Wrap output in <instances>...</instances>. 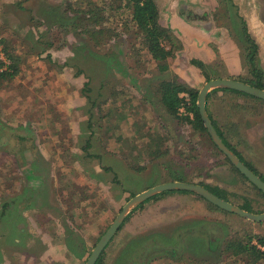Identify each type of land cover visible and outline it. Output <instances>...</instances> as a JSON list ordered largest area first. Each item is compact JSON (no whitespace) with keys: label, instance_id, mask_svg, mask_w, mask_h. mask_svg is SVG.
<instances>
[{"label":"rangeland","instance_id":"rangeland-1","mask_svg":"<svg viewBox=\"0 0 264 264\" xmlns=\"http://www.w3.org/2000/svg\"><path fill=\"white\" fill-rule=\"evenodd\" d=\"M216 1V9L181 8L185 33L163 27L171 38L161 44L172 47L173 57L168 71L159 73L120 0H0V71L8 58L17 60V74L0 78V207L6 201L0 220L8 218L0 221V264H85L122 207L148 188L178 181L175 174L181 182L218 187L235 206L264 213L260 191L205 134L168 115L154 92L174 76L199 91L207 81L192 60L205 64L210 79H250L239 19L246 24L254 14L262 25L264 7ZM200 17L204 22L196 25ZM193 27L207 33L197 49L210 54L184 50ZM258 54L264 78V56ZM218 90L226 89L212 91ZM251 97L240 101L250 107V123L240 118L241 129L222 127L220 119L216 124L264 180V130L250 129V145L240 132L254 118L264 125V109ZM156 196L127 214L100 264H248L224 253L226 242L264 239V221L210 210L192 194ZM191 209H205L213 218L184 213ZM181 213L185 217L176 220ZM162 214L166 221L155 226ZM141 223L150 229L140 232Z\"/></svg>","mask_w":264,"mask_h":264},{"label":"trees","instance_id":"trees-1","mask_svg":"<svg viewBox=\"0 0 264 264\" xmlns=\"http://www.w3.org/2000/svg\"><path fill=\"white\" fill-rule=\"evenodd\" d=\"M121 3L124 2V6L131 11V18L132 22L135 27L139 30V32L143 36L144 44L151 56V58L158 63L157 70L159 73H165L168 71L169 65L166 63L167 59L171 56L173 57L172 47H166L161 44L164 40L166 42H170V36L166 29L161 27L158 23V11L156 5L154 4L153 0H120ZM240 20L241 31L240 34L244 38V50L249 59V74L250 79L242 80L235 77H231L232 79H237L243 83L251 85L253 87L259 88L264 90V78L261 69L258 67L257 64V54H258V46L255 41L251 38L248 34L246 29V24L242 18ZM177 49H180L178 47ZM10 62L8 66L0 71V78L1 79H11L14 75L17 74V60L15 57L8 58ZM191 65L197 67L200 70L201 75L205 78L206 81L211 80L207 74V67L201 61L192 60ZM172 77V76H171ZM156 91L157 95L159 96V100L161 102L162 107L166 111L168 115L174 118L179 124L188 125L196 132H200L205 134L208 139L210 140L208 134L206 133L205 128L203 127L202 121L200 120L199 113L196 107L197 95L198 91L192 87H189L186 84H183L176 76L172 77L171 79H166L165 81H161L154 92ZM231 91L235 94L248 96L246 94L233 91V90H225ZM212 92V91H211ZM210 92V93H211ZM251 97V96H250ZM257 99L255 97H252ZM264 102L262 100H257ZM209 117V116H208ZM211 120V119H210ZM214 128L216 127L213 123ZM217 132V129H215ZM222 142L239 158L241 162L243 160L240 156L235 152V150L225 141L221 133H218ZM155 140L160 141L158 143V148L162 147V138L155 137ZM211 142V141H210ZM212 144V142H211ZM212 146L216 149V147L212 144ZM152 147V143L149 142V150ZM217 150V149H216ZM197 156H193L191 159L196 160ZM196 162L200 163V160H196ZM252 172L258 175L255 170L246 162H243ZM207 167V165H204ZM233 170L239 174L242 178H244L234 167ZM176 175V174H175ZM174 175V176H175ZM172 176V180L183 181L182 178ZM260 177V176H259ZM261 178V177H260ZM245 179V178H244ZM246 180V179H245ZM262 181L263 178H261ZM202 187L206 188L216 196L226 201H229L227 198V194L225 191L218 187H208L207 185L199 183ZM254 189H256L253 186ZM257 190V189H256ZM258 191V190H257ZM180 193V194H192L195 197L203 200L201 197L197 195L185 191H171V192H164L160 195H166L170 193ZM259 192V191H258ZM263 197L264 195L259 192ZM160 196H155L152 199H157ZM230 202V201H229ZM142 205H139V208ZM210 210H219L217 207L209 204ZM241 209L251 212L248 206H240ZM224 212V211H222ZM226 213V212H224ZM127 220V219H126ZM251 238H248L247 241L239 240V239H228L224 246V253H229L232 256H239V258H245L246 263L248 264H256L260 260H264V253L260 252L255 248L254 245L249 244ZM257 243L264 246V239L258 238ZM95 264H100V259L96 261Z\"/></svg>","mask_w":264,"mask_h":264},{"label":"crops","instance_id":"crops-1","mask_svg":"<svg viewBox=\"0 0 264 264\" xmlns=\"http://www.w3.org/2000/svg\"><path fill=\"white\" fill-rule=\"evenodd\" d=\"M153 1H154V4L156 5L157 11H158V23H159V25L162 27L170 26L171 28H173L174 31L178 29V30H181L183 33H185L186 26L184 23L181 25V23L183 22L179 17L180 16V14H179L180 10L183 11L181 8H184V7L197 8V10H199V9H204V8H209V9L215 8L216 9V7H218L216 0H153ZM246 2L247 3L241 2L240 0H234V1L231 0L232 5L236 6V8L238 7V9H240V7H243L244 5L249 6V4L251 7H253V6L254 7H264V0H256V1L254 0V2L251 1V3H249L250 0L249 1L246 0ZM245 21H246V27H247L248 33L250 34V36L252 38L256 39V43H257L258 48H259L258 56H260V55L264 56V22H261L262 25H259L260 21L255 22L254 14H252V16H250V20L246 19ZM203 22H204L203 17H200L199 19H197V21L195 23L197 25L198 23H203ZM207 22L209 23V25L212 24V22L209 19H207ZM254 25H256V26L253 27ZM211 30H212V26H211ZM203 34L207 35V33L201 29H198L196 27L191 28L189 35L187 36L188 40L184 44V50L187 51V49L190 48L195 53V54L191 53V55L193 54V55L203 56L204 54H210L206 50V48L202 49L201 51L197 49V42L202 41ZM203 50L205 52H203ZM260 65H261V58H260ZM212 92L213 93H209L210 96L207 99L206 103L208 104L207 115L209 116V119H211L212 125H213V123L215 124V126H216L215 129H218V131L221 133V131L219 130L220 128H217V124H216L217 119H220L223 122L222 127H229L232 129H237V128L241 129L240 124H239L240 118H242L243 121L248 120L245 122L250 123V107L245 108L241 105V102H240L242 99L250 101L249 96L235 94L231 91H220V90H218V91H212ZM254 100L257 101L258 99H254ZM259 102L260 103H256L259 106L258 108L264 109V102H261V101H259ZM234 106L241 109L242 116L235 114L236 110L233 109ZM251 123L253 126L251 124H248L249 126L247 128H244L245 130L244 129L240 130V132H242L246 136V140H247V143L249 145H250V129L261 127L264 130V125H262L261 121H259L258 119L254 118V120H252ZM248 150H249V148H248ZM199 166H200V164H197L195 167L199 168ZM201 168H202V166H201ZM222 173L224 174V172H222ZM5 202L6 201H2V205H4ZM2 205H1V207H2ZM240 206H243V204ZM240 206H238V207H240ZM1 207H0V210H1ZM184 213H186V214H188L194 218H196V217L199 218L202 216H208L210 218H213L212 215L205 209L202 211H200L198 209H195V210L191 209L188 211L184 210ZM184 213H181L179 215H175V217H176L175 219L176 220L182 219ZM193 213H194V216L192 215ZM0 214H1V212H0ZM0 221L3 222V224L8 222L7 216L5 217L4 220H0ZM165 221H166L165 215L162 214V215H160V217H156L154 224H155V226H160ZM3 224H2V226H3ZM149 229H150V227H146V224H144V223L140 224V230H139L140 232L148 231ZM8 230H10V229H7L6 231H8Z\"/></svg>","mask_w":264,"mask_h":264},{"label":"water","instance_id":"water-1","mask_svg":"<svg viewBox=\"0 0 264 264\" xmlns=\"http://www.w3.org/2000/svg\"><path fill=\"white\" fill-rule=\"evenodd\" d=\"M216 89L237 91L260 99L262 101H264V90L253 87L238 80L230 78H216L204 83L202 88L198 91L196 101V107L199 113L200 120L202 121L203 127L207 131L210 141L217 148V150L224 155V157L229 161L230 165L234 167L244 178L247 179L250 184H252L264 195V181H262L258 175L252 172L243 162H241L239 158L222 142L206 113V96L210 91ZM171 191H185L193 193L204 199L209 204L226 213L237 215L240 218L254 223H260L264 221V213L253 214L251 212L243 210L240 207L235 206L231 202L219 198L201 185L181 181L165 182L136 194L122 207L114 222L108 227V229L96 243L85 264H95L105 246L115 235V233L125 220L127 214L132 209L136 208L146 200L151 199L156 195Z\"/></svg>","mask_w":264,"mask_h":264},{"label":"built area","instance_id":"built-area-1","mask_svg":"<svg viewBox=\"0 0 264 264\" xmlns=\"http://www.w3.org/2000/svg\"><path fill=\"white\" fill-rule=\"evenodd\" d=\"M257 250L264 253V246L259 245L258 243L253 242V244Z\"/></svg>","mask_w":264,"mask_h":264}]
</instances>
